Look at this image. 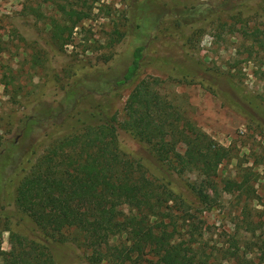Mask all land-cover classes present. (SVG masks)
I'll return each instance as SVG.
<instances>
[{
    "label": "rangeland",
    "instance_id": "1",
    "mask_svg": "<svg viewBox=\"0 0 264 264\" xmlns=\"http://www.w3.org/2000/svg\"><path fill=\"white\" fill-rule=\"evenodd\" d=\"M222 1L85 0L81 5L83 0H0L1 251L11 249L13 235L36 241L42 236L15 204L17 187L36 161L59 141L80 133L82 126L76 120L85 119L104 97L103 106L124 122L128 95L139 81L150 78L158 80L160 92L233 156L218 167L211 181L196 173L177 176L180 186L194 194L189 197V215L201 220L202 240L208 250H225L229 264L244 256L260 262L264 256L260 249L264 47L253 45L251 36L242 32L264 30V0H236L234 9L226 5L227 12L192 24L177 26L173 20L185 6L213 7ZM70 2L89 10L90 16L61 46L50 23H66L59 10ZM142 45L145 60L138 78L115 85L130 65L134 49ZM185 52L197 61L193 79L174 70L173 64ZM117 148L141 164L149 179L161 180L146 143L119 131ZM244 172L251 173L249 184L257 198L224 190L226 180L241 181ZM54 250L59 264H89L87 253L71 242L57 244Z\"/></svg>",
    "mask_w": 264,
    "mask_h": 264
},
{
    "label": "trees",
    "instance_id": "2",
    "mask_svg": "<svg viewBox=\"0 0 264 264\" xmlns=\"http://www.w3.org/2000/svg\"><path fill=\"white\" fill-rule=\"evenodd\" d=\"M235 2L185 6L173 20L177 26L206 20L210 14L223 13L226 5L234 9ZM73 5L70 2L59 10L65 24L50 23L52 36L61 46L90 16L89 10ZM242 33L251 36L253 45L264 47V30ZM145 50L143 45L134 49L130 65L115 85H128L138 78ZM173 66L183 78L195 77L197 61L190 53L185 52ZM157 86L160 82L150 78L134 86L123 107L122 123L103 106L104 97L85 119L76 120L82 126L80 133L59 141L36 161L17 187L15 204L42 236L36 241L13 235L11 249L0 250V264H59L54 248L65 242L86 252L89 264L106 260L114 264L227 262L225 250H208L202 240L201 220L189 215V197L194 194L180 186L177 176L196 173L211 181L218 167L233 158L231 150L202 132ZM119 131L152 149L160 181L149 179L141 164L118 151ZM249 175L244 172L241 181L226 180L224 190L257 198ZM113 238L117 242L111 243ZM260 249L264 255V242ZM237 264H264V256L258 263L240 257Z\"/></svg>",
    "mask_w": 264,
    "mask_h": 264
}]
</instances>
